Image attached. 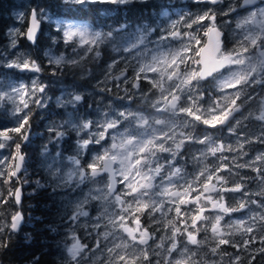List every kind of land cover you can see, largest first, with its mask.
<instances>
[{
	"label": "snow or ice",
	"instance_id": "6c2138e0",
	"mask_svg": "<svg viewBox=\"0 0 264 264\" xmlns=\"http://www.w3.org/2000/svg\"><path fill=\"white\" fill-rule=\"evenodd\" d=\"M196 2L217 5L222 0ZM137 3L144 4L147 0H63V5L69 6V12L103 14L106 17L131 12V6ZM251 5H257V0H242V6ZM55 7L60 8L61 5ZM229 11L235 12V6L230 5ZM162 15L168 17L167 12ZM19 19L23 21L24 16L20 15ZM46 20L55 26L59 34L51 37L52 43L62 42L75 53L67 58L45 53L49 55V63L58 70L64 67L82 69L84 78L92 75L85 61L98 63L110 49V62L105 60L104 78L98 81L96 87L101 92L111 93L112 88L107 85L109 81H116L114 87L119 90L117 98L128 102L121 106L123 110L112 109L111 114L103 112L96 120L81 117L78 112L75 115L68 113V119L49 126L48 131L57 143L63 141L69 131L80 138L75 142L74 154L66 158L60 152L49 156L47 146H44L41 163L49 180L43 183L33 181L35 188L32 194L49 187L56 192L85 183L97 185L89 188L83 199L63 205L65 209H72L69 219L75 226L69 229L71 243L67 242V238L63 242L56 264H84L93 249L76 232L77 228L89 227L97 231L99 238L95 240V247L100 249L94 252L89 264H98L101 253H105L104 264H208L198 256L197 251L205 244L213 256L228 255L221 251L225 245L238 252L243 250L248 254L247 264H252L256 255L264 254V212L230 220L221 227L224 215L243 211L249 205L264 209V201L245 199L253 194L245 190L243 183L228 186L227 179L219 176L221 171L235 175L236 168H250L264 184V152L248 162L232 165L231 169L229 164L224 163H218L215 170L205 165L191 179L185 176L183 167L177 162L178 158L183 159L181 153L186 144L205 145L199 150L200 155L193 157L194 160L211 155L217 161L230 159L224 153L235 152L240 157L247 155L244 150L246 144H264V97L258 101V111H249L247 115L242 113L244 106L256 99L249 89L259 86L264 90V6L249 9L247 15L237 21L239 36L230 48L225 46L224 33L217 25V13L212 7L198 14L182 12L177 19L170 20L162 32H157L159 25L152 27L142 22L129 23L128 19L118 21L116 27L73 23L54 18L41 6L29 13L26 31H9V46L16 48L21 36L39 46L44 36L41 24ZM194 26L199 27L195 31H181V28L191 30ZM154 32L159 40L155 41V48L149 49V38ZM168 40L179 43L168 46L164 43ZM117 65L120 67L117 68ZM4 66L33 74L43 71L36 60L23 52L16 59L6 61ZM210 77L220 95L206 102L208 106L205 108L200 103L204 98L201 82ZM30 81V84L9 83L7 89H0V108H4L5 103L12 105L11 126L0 125V150L8 149L9 152L6 157L0 156V254L7 252L13 234L22 231L21 226L27 222V214L22 211L25 200L23 186L29 182L25 145L31 143L30 121L35 109L47 108L50 99L46 92L48 86L39 76L30 78ZM142 82L151 87L146 89ZM153 89L158 90L159 95L149 100ZM119 92H123V96ZM66 95L70 98L66 102L58 99V105H71L75 109L86 99L80 92H67ZM137 96L155 113L167 115L159 117L132 110L131 101ZM236 113H242L241 117H236ZM4 115L8 117L9 111L5 110ZM249 118L262 122V130L259 135L245 138L243 133H237V127ZM198 125L205 127L203 136L193 135ZM217 128L235 135V142L212 139L207 129ZM82 133L85 135L81 136ZM52 139L50 136L49 142ZM90 145H100V149H95V155H91L90 160L82 162L86 152L91 154ZM164 153L168 155H162ZM218 153L221 155L217 156ZM65 159L67 164L63 163ZM105 173V180L97 179ZM201 177L204 179L201 180ZM214 179L216 183H213ZM118 183L123 185L119 191ZM100 184L103 187H99ZM213 192H240L242 195L235 206H228L222 194L216 198L207 195ZM254 195L264 196V191ZM91 201H99L101 211L95 222H80L81 217H89L85 205ZM188 204L196 207L182 212L180 206ZM209 207L216 210V215L211 218L210 228L207 224H201L200 228L210 230L212 236L201 241L197 239L200 231L197 223L210 219L203 215ZM157 212L161 217L175 213L164 226L166 237L154 246L161 249L159 252L149 244V240L155 237L141 224L142 215L147 213L151 217ZM185 216H188L187 220ZM156 222L159 223V219ZM46 227L50 233L57 232L55 224L50 223ZM234 234L241 236V242L231 239ZM257 236L260 247L253 249L250 245L256 243ZM31 239L30 234H25V241L31 242ZM188 245L196 247L190 249ZM174 252L176 256H173ZM242 259L241 254L234 255L228 264H241ZM38 261L39 258L37 264Z\"/></svg>",
	"mask_w": 264,
	"mask_h": 264
},
{
	"label": "trees",
	"instance_id": "16d2710c",
	"mask_svg": "<svg viewBox=\"0 0 264 264\" xmlns=\"http://www.w3.org/2000/svg\"><path fill=\"white\" fill-rule=\"evenodd\" d=\"M55 5H61V7L57 8L55 7ZM181 5H183V8L191 11V13L193 14L200 13L201 4H198L197 2H186ZM41 6L45 8V11L49 15H53L56 19L75 21L95 26L107 25L116 27L118 26V21L123 22V20L125 19H128L129 23L142 22L145 24L153 25L161 11L163 9H170L172 7V4L170 5L164 0H147V3H137L131 6V12L125 11L119 14H113L111 17H106L103 14L74 11L69 12V6L63 5V0H0V50L2 49V47H4L8 40L7 30L8 27H10L14 22L13 12L16 9L23 8L25 9V13H27L30 8L35 9ZM235 7H237L236 4ZM225 12H227V8H225L224 6H220V8L217 10V14L219 15L217 25L224 33L226 46L230 31H232V29L228 28L226 24L223 23V18L226 17V15L223 14ZM57 13H60V15H56ZM24 28L25 20L21 24V29L23 31ZM41 29L44 32V36L39 42V46L29 45L24 40L23 36L18 37V42L21 49L26 50V52H28L32 58H35L36 61L42 66L45 72L44 75H52V73L55 72L56 75L54 78L62 79L63 85L67 86V84H69L70 87H74L73 91L77 86H82V91L83 93H85V96L89 97L90 102L97 101L98 98H106L109 102L115 105L120 104L121 101H126L117 98L116 93L119 90L114 87V85L117 83L116 81H109L107 85L109 88H112L111 93L105 91L103 93H100L99 97L95 98V93L92 92L95 90H99L96 87V85L98 84L97 80L101 78L99 77V74H101L102 76H104L105 74V60H108V62H110V49L105 54L104 58L101 59L98 63H90L88 61H85L86 68L91 71L92 75L87 76L88 82H86V79H80L78 82L76 76L74 75L77 72H82V69H69L67 67H64L58 70L55 65L47 63V60H49V55L58 57L59 54L64 53L65 57L67 58L75 55V53H72L71 48L69 46H65L62 42H57L55 44L52 43L51 37L58 36L59 34L56 32L55 26L52 25L49 21H44L41 24ZM105 30H107V28H105ZM45 53H49V55H44ZM0 57H2L1 54ZM119 67L120 65H117V68ZM7 71L14 77L19 76V73L15 70ZM113 72L115 74V69L113 70ZM2 74L5 75L7 73L4 72V66L0 63V76ZM129 75H131V68H129ZM206 83L209 84V82ZM47 85L49 87L48 94L56 93L57 95L58 90L56 89V84L54 83V85L51 87L50 81L47 80ZM142 85L146 89L150 87V85H147L145 82H142ZM101 87H103V85H101ZM51 90L53 92H50ZM119 94L123 96V92H119ZM154 94L155 92L151 91L149 100L152 99L151 96H153ZM140 101H142L141 98L137 96L131 101V103L136 104ZM4 112L5 110H1L0 108V125L11 126L12 121L10 116L6 117L4 115ZM68 113H74V111L72 112L68 108H55V106H50V104L47 106V108L35 109V114L30 121V123L32 124V131L30 134L31 143L25 145L26 150L35 147L37 152L35 155H33L31 152L30 154H28L27 158V167L29 171L27 179L29 182L23 186L25 200L22 208V211L27 214V222L21 226L22 231L13 234V238L10 242V247L7 252L5 254H0V264H37V258H39L38 264H56L57 259L61 256L63 242L67 238V242L71 243L69 229L75 226L74 222L69 219V215L72 209L70 207L65 209L63 205L68 204L70 201L75 202L77 200L83 199L88 194L89 188L94 185L91 183H85L83 185H80L79 187L58 189L56 192H53L49 187L37 191L34 195L32 194L35 188L33 181L40 180L43 183L46 180H49L45 168L41 163V161L44 159L41 153L45 145L47 146L49 156H54L56 152L62 153L63 157L74 154V141L76 138V134L73 131H69L64 140L59 143H57L55 139L52 142H49V137L51 136L48 132L49 126L54 122L58 123L68 119ZM38 131L40 133L38 136H36L38 134L36 132ZM90 149H92V151L94 150L93 147H91ZM3 152H5L4 149L0 150V155ZM88 158L89 153L86 152L82 157V162L87 161ZM210 165L214 166L215 161L211 160V158L208 157V166ZM234 171L236 173L235 175L229 174L228 176L231 177H226L228 180H231V185H233L234 183H243L246 186L245 190L253 194L250 197H245V199H254L258 202L264 201V196L254 195L257 192L264 191V184L263 186L258 185L259 180L257 173L255 174L254 171L252 173L250 168H236L234 169ZM4 187L7 188V185H5ZM239 198L236 201H238ZM236 201H231L229 203L230 206H235L237 203ZM99 203V201H91L87 205H85V210L89 212V217H81L80 222H84L86 220L95 222V217L99 214L100 211ZM254 208L258 207L255 205ZM261 212H264V210H262ZM261 212L257 213V215ZM50 223L55 224V226L57 227V232L55 234L50 233L48 231V228L46 227V225ZM100 231L102 232L103 228H101ZM25 234L31 235V242L25 241ZM76 234L81 237L83 242H86L89 245L90 249H93V252L89 253V256L84 261V264H89V261L92 259L94 252L100 251V249H96L95 247V240L99 238L98 233L97 231H94L91 227H89L87 229L77 228ZM254 235L257 234L254 233ZM161 238L162 237H160L159 239L161 240ZM231 239L235 240L236 242H241V236L239 234H234ZM103 247L104 245L102 243L101 248ZM250 247L253 249L260 247L258 236L256 243L251 244ZM207 248L208 246L207 244H205L204 249L198 251V256L202 260L207 261L208 264H212V261H216V264H228L230 258L237 254H241L243 256L241 264H247L248 254L246 252H243V250H240L238 252L237 249L229 245H225L222 246L221 251L227 252L228 255L221 257L211 255V253L208 252ZM154 251L159 252L161 250L154 248ZM104 254L105 253H101V260L98 262V264H104ZM154 258L155 257H153V259ZM155 259H161V257H156ZM252 264H264V254L256 255V258L252 261Z\"/></svg>",
	"mask_w": 264,
	"mask_h": 264
},
{
	"label": "flooded vegetation",
	"instance_id": "af4514ba",
	"mask_svg": "<svg viewBox=\"0 0 264 264\" xmlns=\"http://www.w3.org/2000/svg\"><path fill=\"white\" fill-rule=\"evenodd\" d=\"M184 1L185 0H182V2H184ZM193 1L196 2V0H193ZM229 1H230V5H232V6H234L235 4L237 5L239 3V0H238V3H237V0H222V3H218L217 5L201 4L200 5V12H202L203 10H205L208 7H212L215 9V11L217 13V10L220 8V6H224L225 3L229 4ZM173 5H175V3H173ZM230 5H228L227 7H229ZM218 18H219V15L217 14V20H218ZM31 59H33V58H31ZM34 60H36V59H34ZM47 63L50 64L49 60H47ZM44 73L45 72L43 70L41 75H40L43 80H44V78H43ZM38 74H40V73H38ZM45 76L46 75H44V77ZM51 77H45L46 82H47V80L50 81L51 87L55 83L56 89L58 91H57V96H56V93L55 94H53V93L48 94L47 93L48 97H50V99L47 101L48 105L50 104V106H55V108H61V109L68 108L70 111H72V112L74 111V113H73L74 115L78 112V114L81 117H87L88 119L96 120V119L100 118V114L103 112H109V114H111L112 109L123 110V108L121 106L127 105V103H128L127 101H121L119 106L112 108L111 102L101 101L100 98H98L97 101L90 102L89 97L85 96V93H83L82 86H79V87L77 86L74 91L82 93L86 97L85 101L78 104L75 109L71 105H66V106L62 107V106L58 105L57 101H58V99H63L60 97V95L62 93L61 88L63 87V83H62L63 80L60 78H59L60 80L54 78L55 75H53V74L51 75ZM206 82H209V84H207ZM211 82H213L211 77L208 80L201 82L204 98H203V100L200 101V103L203 104L205 108L208 106V104L206 102H210L211 98L217 97L220 95V93L217 92V90H216L215 84H211ZM47 88H49V87H47ZM95 91H92L93 93H95V98L99 97L101 92L99 90H95ZM152 91L155 92V94L153 96H151V98H154V97L159 95L158 90L153 89ZM229 91H231V90H229ZM249 93L252 96L256 97V99L251 100L250 103H248L247 105L244 106V108L242 109V113L244 115H247V113L249 111H253V112L258 111V108H259L258 101H259V99H261L260 97H264V90H262L259 86H254V88H250ZM106 100H108V99H106ZM113 105H115V104H113ZM131 108L134 111L138 110V111L145 112L146 114L152 113V114L159 116V117H163V116L167 115L166 113H155L154 110L147 103H145L143 101H140L136 104L131 103ZM242 113H236V117H241ZM261 123L262 122L254 120L252 118H249L247 120H243L242 124L239 127H237V133H243L245 138H247L249 136L254 137L256 135H259L261 130H262L261 129ZM245 125H246V127H245ZM204 132H205V127L203 125H198L194 129L193 135L194 136H203ZM207 132L212 134V139H214L216 141H224L225 143H229V142H235V140H236L235 135H232V134L228 133L227 131L222 132L219 130V128L207 129ZM50 135H52V133H50ZM78 138L79 137L76 135L74 143L76 142V140ZM102 143H105V142H102ZM90 146L93 148H96V149H98V147H100V145H90ZM203 148H205V145L196 144V143L186 144L184 151L181 153V156H183V159L180 160L178 158V160H177V162L183 167L184 174L188 179H191L193 176H195L200 168L204 167L205 165L208 166V157L211 158V160L215 161L214 167H212L211 165L208 166L212 170H215L218 163L229 164L230 169H231L232 165H234L236 163L248 162L254 156L259 154L260 152H264V144L250 143V144L245 145L244 150L247 152V155H245L243 157H240L237 153L233 152V153H224V155H228L230 158L229 160H225V161H217L216 157H213L211 155H209L206 159L201 158V160H194L193 157L194 156L198 157L200 155L199 150H201ZM162 155L167 156L168 154L164 153ZM219 155H221V154L218 153L217 156H219ZM233 157H235V159H232ZM228 175H229L228 171H221L219 173V176H223L225 178L226 177L230 178L231 176H228ZM101 178H103L105 180L107 177L104 174L103 176H101ZM200 179L203 180L204 178L201 177ZM230 181L231 180L227 179L228 186H231ZM213 183H216L215 179L213 180ZM121 188H123V185L118 183L117 184V191H119ZM221 194L223 195V193L214 192L212 195H213V198H216L217 196H219ZM192 195L194 196L195 193L193 192ZM129 199H131V198L129 197ZM165 207H168V205H165ZM180 207H181V211L184 212V211H187L188 209H194L196 206L192 205V204H188V205H181ZM174 215H175V213L173 212V213H169L165 217H161V214L159 212H157L155 215H153L151 217L148 216L147 213H145L144 215L141 216V224L144 225L145 227H147L148 231L150 233H152L153 236L155 237L154 240H149V244L152 245L153 248H154V245L160 241V239H159L160 237L166 236V230H165L164 226H165L167 220L171 219ZM203 215L208 217V211L204 212ZM157 219H159V223L156 222ZM184 219L187 220L188 216H185ZM129 223H131V221H129ZM201 224H207L208 225V222L207 221H199L197 223V227L200 228ZM168 230H170V227ZM189 230H191V229H189ZM205 237H207V231L204 228H200V231L197 235V239L203 241L205 239ZM178 239L183 240L182 237H178ZM188 247L190 249H194L196 246L188 245ZM204 247H205V245L203 247L199 248L197 251L203 250Z\"/></svg>",
	"mask_w": 264,
	"mask_h": 264
},
{
	"label": "rangeland",
	"instance_id": "374dc122",
	"mask_svg": "<svg viewBox=\"0 0 264 264\" xmlns=\"http://www.w3.org/2000/svg\"><path fill=\"white\" fill-rule=\"evenodd\" d=\"M164 1H166L167 3H169L170 5H171V3H175V5H172V7L170 8V9H163L162 11H161V13L159 14V16L157 17V19H156V21L154 22V24L152 25V24H148V25H150V26H152V27H156L157 25H159V28H157V32H162L163 31V29L164 28H166L167 26H168V22L170 21V20H175V19H177L178 17H179V14L180 13H182V12H186V13H191V11H189V10H187L186 8H183L182 6L183 5H181V4H183V2H182V0H164ZM171 2V3H170ZM228 5H230V1H229V4H227V3H225L224 4V7H227ZM257 5H259V6H264V0H259V3H257ZM257 5H255V6H253L252 8H250L251 10H255V8H256V6ZM248 10L249 9H245V10H239V11H235V12H230L229 11V7H228V9H227V12H228V14L226 15V17L225 18H223V23H225L226 24V26L228 27V28H230V29H232V31H230V34H229V30H228V34H229V39H228V42H227V45H226V47H228V48H230V47H232L234 44H235V40L238 38V36H239V32H240V30L239 29H237L236 28V23H237V21L242 17V16H245V15H247V13H248ZM164 12H167L168 13V17H164L163 15H162V13H164ZM191 14H193V13H191ZM20 15H23L24 16V20H25V18H26V15H27V13H25V9H23V8H20V9H16L14 12H13V19H14V22H13V24L10 26V27H8V30H7V34L9 33V31L10 30H12V29H19L21 32H24L22 29H21V24L24 22V20L23 21H21L20 19H19V16ZM71 22H73V23H79V22H74V21H71ZM230 22H232L231 24H230ZM205 23H207V21H205ZM84 24V23H83ZM197 27H199V26H194L193 27V29H191V30H186V29H183V28H181V31H195L196 30V28ZM164 34H166V33H164ZM19 40V39H18ZM157 40H159V36L156 34V32H154L153 34H152V36L149 38V43H148V45H147V47L149 48V49H153V48H155L156 47V43H155V41H157ZM166 45H168V46H176V45H178V41H175V40H168V41H165L164 42ZM9 44H10V40H9V36H8V40H7V42H6V44L4 45V47H2V49L0 50V54L2 55V57H0V63L4 66L5 65V62L6 61H11V60H14V59H16V57H17V55L19 54V53H21V52H23V54L25 55V56H29V57H31L30 55H29V53L28 52H26V50H23V49H21V47L19 46V42H18V44H17V47L16 48H12V47H10L9 46ZM45 55V54H44ZM60 55H64L65 56V54L64 53H62V54H59L58 56H60ZM53 57V56H52ZM54 57H56V56H54ZM32 58V57H31ZM33 59H35V58H33ZM7 70H15L16 71V69H8V68H6L5 66H4V72L5 73H7V74H2L1 76H0V89H7V86L9 85V83H17V84H19V83H24V84H30V78H32V77H34V76H39L40 78H41V73L40 74H30L31 72H28V71H24V72H21V74L18 76V77H14V76H12L10 73H8V71ZM82 72L80 71V72H77V73H75V75L74 76H76V78H77V81L79 82V80L80 79H86V82H88V80H87V76L86 77H84V78H82ZM56 75V74H55ZM97 75V74H96ZM100 76L99 77H101V78H99L97 81H100V80H102L103 78H104V76H102L101 74H99ZM45 77H51V75H46ZM45 77H44V75H43V78H44V80L41 78V80H42V82L44 83V84H46L47 85V82H46V79H45ZM52 78V77H51ZM212 84H215L214 82H211ZM73 88L74 87H70V85L69 84H67V86L66 85H63V87L61 88V90H62V93H61V95H60V97L61 98H63L65 101H67L70 97H68L67 95H66V93L67 92H75V91H73ZM46 92L47 93H49V91H48V88L46 89ZM50 92H53L52 90L50 91ZM57 96V95H56ZM260 98H262V97H260ZM5 107L4 108H1V110H8L9 111V116H10V109H11V107H12V105L11 104H9V103H5V105H4ZM62 122V121H61ZM59 123V122H58ZM49 132V131H48ZM36 133H38L36 136H38L39 135V131L38 132H36ZM35 136V137H36ZM52 137H53V139H52V141L55 139V137L53 136V134L51 135ZM34 137V138H35ZM31 147V146H30ZM34 147V146H33ZM98 149H100V147H98ZM5 150V152H3L0 156H8L9 155V152H8V149H4ZM42 150V149H41ZM28 154H30L31 152H32V154L33 155H35L37 152H36V148L34 147V148H29L28 150ZM91 155H95V152L94 153H92ZM255 157V156H254ZM89 159H91V156H90V158ZM33 162H34V159H33ZM63 163L64 164H67L68 162H67V160L65 159V161H63ZM251 170V169H250ZM29 172V171H28ZM251 172L253 173V171L251 170ZM255 174H256V172H255ZM27 176H28V173H27ZM29 178V177H28ZM98 180H104L103 178H101V177H98L97 178ZM258 180H259V183H258V185L259 186H263V184L261 183V180L259 179V177H258ZM97 185H94V186H92V187H96ZM99 187H103V184H100V185H98ZM92 187H90V188H92ZM214 193V192H213ZM213 193H209L208 195H211L212 197H213ZM240 195H241V193L240 192H235V193H233V192H224L223 193V196H224V199H225V202H226V204L228 205V206H230V204H228V202H231V200H232V198H234L235 197V199H238L239 197H240ZM237 202V201H236ZM254 206L255 205H249V207L248 208H246L245 210H243V211H240V212H234V213H231L230 215H224V214H221V215H224V219L221 221V227H223L228 221H230V220H234V219H240V218H246L248 215H250V214H253V213H255V214H257V213H259L260 211H262V210H264V209H260V208H254ZM99 209H100V211H101V207H100V203H99ZM110 211L112 210V209H109ZM99 211V212H100ZM216 215V210H213V209H211L210 207H209V210H208V217L210 218L209 220H207V222H208V226H209V228H210V225H211V223H212V217H214ZM211 236H212V234H211V232H210V230H208L207 231V237L208 238H211ZM161 250V249H160ZM174 254V256H176V253L174 252L173 253ZM105 255V254H104Z\"/></svg>",
	"mask_w": 264,
	"mask_h": 264
},
{
	"label": "water",
	"instance_id": "95a60500",
	"mask_svg": "<svg viewBox=\"0 0 264 264\" xmlns=\"http://www.w3.org/2000/svg\"><path fill=\"white\" fill-rule=\"evenodd\" d=\"M257 2H258V0H257ZM254 5H251V6H242V0H239V3H238V8L240 9V10H243V9H247V8H251V7H253ZM33 8H31L29 11H28V13H27V16H26V22H25V29H24V31H26V29H27V27L29 26V21H28V16H29V13L31 12V10H32ZM222 31V30H221ZM223 32V31H222ZM24 38V40L29 44V45H33L31 42H29V41H27L26 40V38L25 37H23ZM105 175H106V177H107V173H105Z\"/></svg>",
	"mask_w": 264,
	"mask_h": 264
}]
</instances>
